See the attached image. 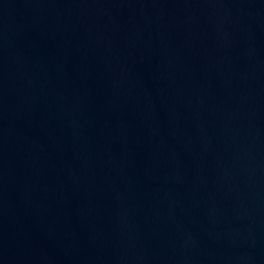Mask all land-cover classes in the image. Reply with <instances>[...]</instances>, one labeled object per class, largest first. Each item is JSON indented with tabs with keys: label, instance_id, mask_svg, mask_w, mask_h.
Wrapping results in <instances>:
<instances>
[{
	"label": "water",
	"instance_id": "obj_1",
	"mask_svg": "<svg viewBox=\"0 0 264 264\" xmlns=\"http://www.w3.org/2000/svg\"><path fill=\"white\" fill-rule=\"evenodd\" d=\"M0 264H264V0H0Z\"/></svg>",
	"mask_w": 264,
	"mask_h": 264
}]
</instances>
